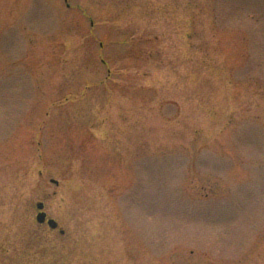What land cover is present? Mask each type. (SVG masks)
<instances>
[{
  "label": "rangeland",
  "instance_id": "374dc122",
  "mask_svg": "<svg viewBox=\"0 0 264 264\" xmlns=\"http://www.w3.org/2000/svg\"><path fill=\"white\" fill-rule=\"evenodd\" d=\"M0 264H264V0H0Z\"/></svg>",
  "mask_w": 264,
  "mask_h": 264
},
{
  "label": "water",
  "instance_id": "95a60500",
  "mask_svg": "<svg viewBox=\"0 0 264 264\" xmlns=\"http://www.w3.org/2000/svg\"><path fill=\"white\" fill-rule=\"evenodd\" d=\"M50 181H51L52 183L56 184V185L58 184V181L55 180V179H51ZM43 207H44V204H43L42 201H39V202L36 203V208H37L38 210L43 209ZM36 220H37V222H39V223H43V222L46 220V213H45L44 211H39V212L37 213V215H36ZM47 224L49 225V227H50L51 229H54V228L57 227V222H56L53 218H48V219H47Z\"/></svg>",
  "mask_w": 264,
  "mask_h": 264
},
{
  "label": "flooded vegetation",
  "instance_id": "af4514ba",
  "mask_svg": "<svg viewBox=\"0 0 264 264\" xmlns=\"http://www.w3.org/2000/svg\"><path fill=\"white\" fill-rule=\"evenodd\" d=\"M42 211H45V212H46V210H45V204H44V207H43ZM46 214H47V212H46ZM47 216H48V214H47ZM41 225H45V226L48 227V225H47L46 222L41 223ZM48 228H49V227H48ZM49 229H50V231H52V232H54V231H58L59 234L62 235V236H64V235L66 234L65 230H64L63 228L60 227V224H59V223H58V225H57V227H56L55 229H51V228H49Z\"/></svg>",
  "mask_w": 264,
  "mask_h": 264
}]
</instances>
